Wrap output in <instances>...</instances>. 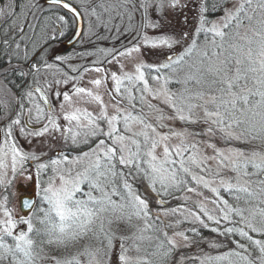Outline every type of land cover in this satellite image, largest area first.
Returning a JSON list of instances; mask_svg holds the SVG:
<instances>
[{
  "label": "snow or ice",
  "instance_id": "snow-or-ice-1",
  "mask_svg": "<svg viewBox=\"0 0 264 264\" xmlns=\"http://www.w3.org/2000/svg\"><path fill=\"white\" fill-rule=\"evenodd\" d=\"M79 2L84 6L83 10L97 21H101L104 13L108 14L109 21L117 17L122 20L125 14L131 21L133 12L140 11L141 30L159 29L163 27L162 21L168 19V12L179 13L186 25L189 19L194 22L193 31L191 34L181 32L156 37L147 34L141 36L137 32L134 37L137 42L112 57L114 60L119 57L135 59L134 53L142 55V43L145 48L159 49L163 60L157 64H147L141 59L135 64L134 73L111 74L114 87L108 94L113 99L120 97L111 115L99 92L93 93L75 85L71 93L67 90L63 93L55 92L57 97L63 96V101L57 102L60 103L63 119L68 122V126L57 123L47 94L50 82L40 79L42 68L52 69L53 64L47 63L42 57L40 61L27 63L31 57L25 52L23 60L26 66L9 65L2 69L21 77H32V83L20 99L19 111L0 128L3 134L0 142V169L5 167L2 157L9 153L13 174L17 164L23 166L29 159L39 160L35 153L25 152L16 143L13 133L17 126L20 134L25 137H43L50 132H60L65 143L71 140L73 145H79L94 140L95 146L72 160L66 156L63 160L52 159L53 175L49 177L46 186L39 177L41 171L48 168V164H37L36 187L40 189L37 195L46 207L36 209L28 199H23L22 211L32 210L31 215L16 218L7 207L0 205L4 217L0 219V264H109L113 242L117 239L120 241L119 264H169L179 248L189 246L190 239L183 231H174L169 236L153 222L147 191L151 190L160 197L156 203L162 205L165 202L163 197L170 195L172 189L185 185L186 177L189 176L214 194L212 203L219 209V215L211 214L203 204H198L197 209L203 217L197 211L185 208V221L192 217L213 233L225 237L238 235L241 238L232 240L235 249L215 257L207 256L201 260V264H205V260L209 264L224 260L228 264H264V0H139L138 5L134 0H99L95 4L91 0ZM0 4H3L0 7V19L6 22L15 17L3 30L2 43L5 47L14 42L11 33L23 31V22L29 13L33 19H38V14L45 11L44 4L67 10L77 21L83 19L80 10L67 0H24L23 3H18V0L4 3V0H0ZM17 6L19 12L15 11ZM97 8L102 11L97 12ZM150 10L160 19H152ZM210 13L222 15L210 19ZM56 20L66 22L64 15H57ZM102 22L107 26L108 21ZM29 27L34 30L37 25L30 24ZM47 27L45 23L39 32H35L36 39L32 41L34 48L39 43L41 49L46 51L43 45L55 39ZM51 31H59L61 36L64 35L58 28ZM80 34L77 31L76 35ZM177 45L183 47L178 53L175 51ZM16 47L19 48V44ZM84 71L100 73L106 72V69L94 67L85 68ZM149 73H155L151 78L159 85L156 90L149 86L146 78ZM61 82L67 84L68 79L55 81L56 85ZM91 83L99 89L104 81L95 79ZM173 83L181 86L178 92L170 90L169 85ZM135 92H140L141 102L145 99V93L150 94L153 99L171 108L172 114H165L163 109L157 108V125L149 123L143 113L133 114L136 108ZM82 94L100 104L98 115L80 108L64 110L65 104L72 108V95ZM125 99L128 103L121 107ZM24 100H27L30 107H26ZM149 107L153 106L149 104ZM197 109L202 110V117L197 114ZM25 111L27 119L22 121ZM165 120H178L182 124H205L207 127L200 132L184 128L182 131L169 129L168 133H162L158 128L167 127L163 123ZM42 121L46 123L41 127H30ZM102 122L106 124V129L101 126ZM134 125H139L140 130H134ZM217 133L225 145L236 141L252 147L219 148L209 140L204 143L214 154L198 156L193 150L198 149L199 141L191 144L186 142L189 136L216 137ZM172 137H178L180 143L169 147L168 141ZM161 146L162 153L158 156L157 149ZM185 153L191 154L185 158ZM209 160L217 163L215 176L219 187L211 186L217 183L216 179L210 181L204 176H197L190 167L194 165L201 172H211V169L205 167ZM224 171L233 175L224 177L221 175ZM57 179L59 185L56 184ZM3 183L0 177V184ZM139 185L145 186L144 193L140 192ZM221 189L235 203L223 198ZM187 190L194 191L190 187ZM241 202L244 206H241ZM178 211L180 209L172 208L164 211L163 215L176 214ZM37 212L42 215H37ZM156 218L159 219V214ZM134 220L142 221V225L133 223ZM34 221L40 226L37 227ZM209 222L215 227H211ZM222 222L232 226L223 227L221 231ZM179 223L177 221V225ZM113 224H125L132 230L131 234L118 236L112 228ZM19 225L26 228H18ZM192 231L195 232V229ZM161 232L163 239L157 235ZM250 233L261 238L255 239ZM89 234L97 241V246L92 248L86 245L82 252L71 258L60 259L45 251L44 245L66 248ZM7 239L13 243H7ZM127 241H131V244H127ZM153 241L154 249L149 251ZM209 246L218 247L212 242ZM130 251L138 255L131 256ZM81 257L86 259L82 260ZM178 264H183V258Z\"/></svg>",
  "mask_w": 264,
  "mask_h": 264
},
{
  "label": "rangeland",
  "instance_id": "rangeland-1",
  "mask_svg": "<svg viewBox=\"0 0 264 264\" xmlns=\"http://www.w3.org/2000/svg\"><path fill=\"white\" fill-rule=\"evenodd\" d=\"M69 3H72L76 5V7L80 10L81 15L84 19V31H83V40L80 43L81 50L77 49L74 52H71L70 54L65 55L64 57L60 58L59 60L49 62L54 65L52 69L44 70L42 68L41 77L40 79L43 81L44 79H47V81L50 82V86L47 89V94L49 96V101L53 105L54 108V116L57 118V123L62 126H68V122L63 119V113L60 107V103L57 101H63V96L57 97L54 95L55 92L63 93L64 91L72 92L73 86L78 87H84L85 89H88L89 91H92L93 93L99 92V94L102 97V101L105 105H107V111L109 115L113 114L114 112V105L116 104L117 100L120 99V97H116L113 99L111 96H109V91L113 89V81L111 79V74L113 72H116L118 75H122L124 72L127 73H134V67L135 64L138 63L141 59L147 63V64H157L160 63L163 60V55L159 49H151V48H145L143 44L141 43V51L142 55L140 53H134L133 57L135 59H130L127 57H119L118 60L112 59L113 56L118 55L120 51H123L126 47H130L133 43H136L137 41L134 40V37L136 36L137 32L141 33V36L144 34H147L149 37H156L161 34H171V33H188L191 34L193 31V24L194 22L189 19L188 24L186 25L183 22V16L179 13H167L168 19L163 20V27L159 29L153 30L152 28L143 29L141 30L140 25L142 22L141 12L135 11L133 12V18L131 21L128 20L127 14H125L124 18L121 20L120 18H115L109 21V16L107 13H104L101 21H97L95 17L88 15L87 12L83 10V7L79 0H67ZM9 0H4V3H8ZM24 0H18V3H23ZM99 0H91L92 4L98 3ZM134 3L137 5L139 4V0H134ZM3 4H0V7H2ZM44 6V5H43ZM89 7V11H90ZM15 11L19 12V7L15 9ZM97 12H101L102 10L97 8ZM115 15V14H113ZM191 16V13H189ZM211 15V13H210ZM222 15V13H216L212 14L210 19H216L217 16ZM150 16L154 20H159L160 17L153 11L150 10ZM15 19V17L9 18L6 22L2 19H0V105L1 109L3 110V115L0 118V120L6 119L9 117L11 113V109L14 105L12 94H10L9 88L7 86V81L9 79V76L11 75V72H4L2 69L7 68L9 65H17L18 62L24 61L23 57L25 52H28L29 56L32 58L36 51L40 48V44L38 43L36 47H33L32 41L36 39L35 32L36 28L33 30L29 27L30 24H35L37 26L40 25V28L44 25V11L38 14V19H33L31 13L27 15V18L24 20V27L23 31L16 30L15 32L10 34V37L14 40L10 44V46L5 47L2 43L3 40V30L8 27L12 23V20ZM102 21H108L107 26ZM91 23V28H90ZM40 28H38L37 32L40 31ZM200 39H203V36L200 37ZM19 44V48L16 47V45ZM183 50L182 45H177L175 48V51L178 53ZM167 51V50H165ZM46 58V57H45ZM31 60V59H30ZM111 60V63H108L107 61ZM40 61V60H38ZM45 61V60H44ZM29 62V61H28ZM61 65H60V64ZM59 64V65H58ZM121 65H123V68H121ZM94 67H103L106 69V72H95V71H87L85 72V68H94ZM75 69V71H74ZM146 72L148 70L146 69ZM152 75H155V73H149L146 78L149 82V86L156 90L159 85L152 80ZM32 79V77H31ZM64 79H68V83L65 84L61 82L60 85H56V80L63 81ZM95 79H102L104 83L101 84L100 88L97 89L91 81ZM41 86H44L43 84ZM140 88L143 87L142 84L139 85ZM180 85L173 83L169 85V88L173 92H178L180 89ZM136 96V108L133 110V114L143 113L146 116V119L149 123H152L153 125H157V119L156 117L159 115L158 112H156V109H163L165 114L171 115L172 110L165 104L161 103L160 100L153 99L152 96L148 93L144 94V101L141 102L140 92L134 93ZM72 108H69L67 104H65V111H71L73 108H80L82 110H87L91 112L93 115H98L100 112V104L96 101L92 100L90 97L86 95H72ZM41 103V101H40ZM128 101L125 99L124 104L121 105V107H124L127 105ZM149 104H151L153 107H149ZM26 107H30L27 100H25ZM42 105V103H41ZM43 106V105H42ZM197 114H199L201 117L203 116V112L200 109L196 110ZM7 113V115H6ZM25 115H27V112L25 111ZM23 117V116H22ZM41 123H46V121H42ZM167 127H160L158 128V131L162 133H168L169 129H173L176 131H182L184 128L189 129L190 131H197L200 132L203 129L207 127L205 124H199V125H193V124H182L180 121H171V120H165L163 121ZM36 124V123H33ZM102 127L106 129V124L102 122ZM134 130L139 131L140 126L134 125ZM122 128V125H121ZM53 135L55 136V139L53 138ZM22 138L16 140L17 144H26V147L29 146L30 153H36L40 149H44V163L48 164V168L44 169V186H46L47 181L49 180V177L53 175L52 171V165L50 161L52 159H60L63 160V158L66 156L69 160H72L74 157L80 155L82 152H87L90 147L95 146V141L90 140L89 143L84 144L81 143L79 145H73L71 143V140H69L67 143L64 142L61 133H49L46 134L43 137H32L29 140H26L23 135H21ZM3 140V137H2ZM81 140H83V137H81ZM211 140L213 143L217 145L219 148L224 147H237L233 146L234 144L238 143L236 141H230L228 145H225L220 139H219V133H217L216 137H208V136H200V137H187L186 142L188 144L193 143L194 141H199V147L196 150H193V152H196L198 156L201 155H213V151L211 148H207L205 141ZM31 141V143H29ZM35 141V142H34ZM2 142V141H1ZM180 143V139L178 137H172L169 141V147L178 145ZM242 145L241 149H247L252 147V145L239 143ZM71 148L73 151H69L68 149ZM240 148V147H238ZM82 150L80 152H76L75 150ZM162 153V146L157 149V155L159 156ZM191 153H185V158ZM3 163L5 164V167L0 169V177L3 178L4 183L0 184L1 190H7L8 193L10 189L13 187L12 181H13V172H12V161H11V154L9 153L7 156H3ZM20 164H17L19 166ZM16 166V169H17ZM71 165H61V167H70ZM21 167V165H20ZM192 168V171L197 176H204L205 179L213 180L216 179L217 183L212 184V187H219L218 184V178L215 176V173L217 171V163L216 161L209 160L206 162L205 167L208 169H211V172L205 171L201 172L199 168L195 167L194 165H190ZM224 177H228L233 175L230 172L224 171L221 173ZM56 184L59 185V179L56 180ZM144 188L145 186L142 185ZM192 188L194 191L189 192L187 188ZM149 192V193H148ZM147 195L152 197L153 200H155V204L158 206H166V210H170L172 208H178L180 211H178L176 214H169L167 216L163 215V212L166 210H152V219L153 222L157 225L163 224V226L167 229V233L169 236L173 234L174 231H183L185 235H187L189 238L193 236L195 233H197L198 229L203 228L210 231L209 228H205L202 225H200L198 222H195L192 217H188V220L185 221V216H187V212H184L183 209L187 208L192 211H197L198 214H200L203 217L202 213H199L197 209L198 204H203L209 212L213 215H219V209L216 207L215 204L212 203V201L215 199L214 194L209 191L208 189L204 188L202 184L198 185L195 181L191 179V177H186V184L181 185L177 189H172L170 195H165L163 197V200L165 201L162 205L156 203L160 197H157L155 193L151 192V190H148ZM221 195L225 199H229L230 203H235L234 200H232L227 193H224L221 189ZM6 197V196H5ZM170 197V198H169ZM11 201L8 200L5 203V198L0 197V205H4L7 207L11 212L12 215H14V205L10 204ZM47 205H42L41 200L39 199L38 207H46ZM241 206H244L241 202ZM220 207H223L222 205ZM163 208V207H162ZM159 214V219H157V215ZM37 215H42V213L37 212ZM2 211H0V219H3ZM206 219V218H205ZM177 221H180L177 225ZM163 222V223H161ZM36 223V221H34ZM133 223L141 224L142 221H133ZM211 227H215V225H211V222H209ZM168 225H171V227H168ZM36 226L39 227L40 225L36 223ZM230 224H224L222 222L221 231L223 230V227H231ZM96 227H99V224L97 223ZM18 228H26L24 225H19ZM112 228L114 231H116L117 235H130L131 229H129L125 224H113ZM195 229V232L192 230ZM211 232V231H210ZM213 233V232H211ZM218 237H224V235H220L217 233H213ZM255 239H260L257 234L250 233ZM159 235V233H157ZM160 236V235H159ZM161 239H163V235L160 236ZM231 247L227 248V250L223 251H216L218 247H210V242H205L207 251H199L194 250L196 252L195 255H193L192 252H186L184 251L187 247H181L178 250L180 251L179 255L174 256L173 260L169 261V264H178V262L183 258V264H187L188 262H192L193 259H195L196 264H201V260L204 259L207 256L215 257L221 254H224L226 252H229L232 249H235V245L232 243L233 239L240 240L241 238L238 235L229 237ZM214 241V240H211ZM7 243H13L10 239H7ZM244 242V241H241ZM215 243L216 242H212ZM120 241L119 239L115 240L113 242V251L111 254V260L109 264H119V253H120V247H119ZM127 244H131V241H127ZM89 247H96L97 241L94 239L92 234H89L87 237H85L83 240L79 241L78 243L70 244L66 248H57L56 246H48L44 245L45 251L50 255H55L59 257L60 259L65 258H71L73 255H76L79 252H82L84 250L85 246ZM155 246V241L152 242V246L149 247V251H152ZM178 250L174 253H178ZM216 251V252H215ZM129 255L136 256L138 255L135 251H130ZM139 255H143V253H139ZM81 259H86L85 257H81ZM45 264H50V262H45ZM191 264V263H190ZM205 264H209L207 260H205ZM211 264H228L227 260L224 261H212Z\"/></svg>",
  "mask_w": 264,
  "mask_h": 264
},
{
  "label": "flooded vegetation",
  "instance_id": "flooded-vegetation-1",
  "mask_svg": "<svg viewBox=\"0 0 264 264\" xmlns=\"http://www.w3.org/2000/svg\"><path fill=\"white\" fill-rule=\"evenodd\" d=\"M106 2H107V0H106ZM69 4L76 7V5H74L72 3H69ZM44 9H45V11H44V24L47 23V25H48L47 31L50 34L54 35L55 39H50L47 41L46 44L43 45V49H46V51L42 50L40 47L36 51L35 55L31 58V60H29V63H35L38 60H41V57L43 58V60H45L47 63H49V62H53V61L58 60L57 57L62 58L65 55L76 51L77 49L81 50L80 43L84 38V36H83V31H84V27H85L84 19H82L83 20V30H82L81 36L79 37V39L77 40V42L73 46L66 48V43L73 37L74 32H75L76 23H75L74 17L72 16V14L66 12L62 8L56 9V8H52L51 6H49L47 4H44ZM80 14H81V12H80ZM57 15H64L66 22L61 23V22L57 21L56 20ZM46 17H51V19L45 20ZM53 28H58V29L62 30L64 32V35L61 36L59 34V31L52 33L51 30ZM17 65H25V64H17ZM14 74L15 73L11 72V75L9 76V79L7 81L8 88L12 89V98H13L14 105L11 109V113H10L9 117L6 119L0 120V128L4 127L6 125V123L8 122L10 117L14 118L16 111H19L18 105H19L20 99L24 95L26 90L28 89L29 85L32 83L31 77H24L25 79L20 80V81L19 80H13L12 77L14 76ZM13 88H18V89L13 90ZM23 102L25 103V100ZM41 103L43 105L42 101H41ZM1 110L2 109H0V118L2 117L1 115H3V112ZM24 119H27V115H25V113L22 117V121ZM42 124L43 123L32 124V125H30V127L33 129H37V128L41 127ZM1 135L3 137L2 132H1ZM13 135L15 137V140L22 138V136L19 132L18 126L15 128ZM23 137L26 140H29L31 138V136H29V137L23 136ZM18 146L21 149H23L25 152L30 153L29 146L26 147V144H20V145L18 144ZM35 154L39 157V160L29 159V160L24 162L23 166H21V167H20V165L17 166L16 172L13 175L14 176L13 181H12L13 187L10 189L9 193L7 190L2 191L1 186H0V197L2 196L4 198H8V200L12 202V204L14 205V210H15L13 216L16 218H18L19 216L22 215V213L20 212L18 199L20 197L29 196L30 191H32L31 193L35 194V197H36L35 198V208L37 209V207H38L40 196L37 195V193L40 191V189H38L36 187V180H37L36 166L38 163H44V149L43 148L40 149ZM39 178L41 180V183L43 184L44 183V170L41 171ZM11 202H10V204H11ZM31 212L27 215H31Z\"/></svg>",
  "mask_w": 264,
  "mask_h": 264
},
{
  "label": "trees",
  "instance_id": "trees-1",
  "mask_svg": "<svg viewBox=\"0 0 264 264\" xmlns=\"http://www.w3.org/2000/svg\"><path fill=\"white\" fill-rule=\"evenodd\" d=\"M212 15V14H211ZM211 15L209 14V17H211ZM38 28H40V25L37 26L36 28V32L38 30ZM29 63V62H27ZM18 64H25V61H20L18 62ZM13 80H23L25 79L24 77H21L19 75H15L12 77ZM17 90L18 88H13V90ZM9 91H10V94H12V89L9 88ZM12 96V95H11ZM1 107V105H0ZM2 108V107H1ZM0 108V109H1ZM3 111V110H1ZM233 146H237V147H240L242 148V145H240L239 143H236L234 144ZM69 151H73V149L69 148L68 149ZM76 152H80L82 150H75ZM139 188H140V192L141 193H144L145 192V188L142 186V185H139ZM148 192V191H147ZM149 193V192H148ZM148 199L150 201V208L153 210V209H156V210H166L167 207L166 206H158L157 204H155V200L152 199V197L148 196ZM170 198V197H169ZM163 207V208H162ZM163 231H167V229L161 225H159ZM160 236L163 235V233H159ZM190 244L189 246L184 250L186 252H192L193 255L196 254V252H194V250H199V251H204L206 252L207 251V248H206V245H205V242H216V244L218 245V248L216 249V251H223V250H227V248L231 247V244H230V238L229 237H218L216 236L215 234L211 233L209 230L207 229H203V228H200L198 229L197 233H195L193 236H191L190 238ZM211 240H214V241H211ZM215 251V252H216ZM180 251L178 250V253L174 254V256L176 255H179ZM195 259L192 260V262H190L191 264H196ZM189 262L187 264H190Z\"/></svg>",
  "mask_w": 264,
  "mask_h": 264
},
{
  "label": "water",
  "instance_id": "water-1",
  "mask_svg": "<svg viewBox=\"0 0 264 264\" xmlns=\"http://www.w3.org/2000/svg\"><path fill=\"white\" fill-rule=\"evenodd\" d=\"M65 10V9H64ZM67 12V10H65ZM71 14V13H70ZM81 15V14H80ZM73 16V15H72ZM82 17V16H81ZM75 23H76V27H75V32H74V35L73 37L66 43V48H69L71 46H73L77 40L79 39V37L81 36L82 34V30H83V20H75ZM77 31H79L81 34L79 36L76 35ZM2 141V135H1V132H0V142ZM32 191H30V195L29 196H24V197H20L18 199V202H19V207H20V212L22 213V215H27L29 214L32 210H29V209H24L22 211V201L23 199H28L31 203H33L35 205V194L34 193H31Z\"/></svg>",
  "mask_w": 264,
  "mask_h": 264
}]
</instances>
